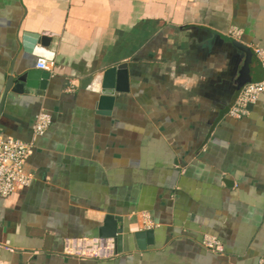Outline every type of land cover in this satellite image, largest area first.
<instances>
[{"label":"crops","instance_id":"0c3cea01","mask_svg":"<svg viewBox=\"0 0 264 264\" xmlns=\"http://www.w3.org/2000/svg\"><path fill=\"white\" fill-rule=\"evenodd\" d=\"M35 34L51 59L31 53ZM255 46L264 0H0V99L11 73L44 59L50 74L2 102L0 132L34 144L30 185L0 197V264H256L264 92L246 115L227 113L245 62L263 75ZM39 111L51 123L32 139ZM106 215L120 217V252L109 238L112 257L66 253L67 240L99 239ZM141 230L152 237L139 248Z\"/></svg>","mask_w":264,"mask_h":264},{"label":"built area","instance_id":"2783aa9c","mask_svg":"<svg viewBox=\"0 0 264 264\" xmlns=\"http://www.w3.org/2000/svg\"><path fill=\"white\" fill-rule=\"evenodd\" d=\"M230 35L236 37L238 31H229ZM253 52L262 68L263 75L259 80L246 82L240 89L227 113L234 118H240L248 113L250 104L254 103L257 97L264 92V48L255 46ZM37 68L48 69V63L39 59ZM51 123V117L44 111L35 115L32 139L42 135ZM33 141H22L18 138L5 135L0 132V197H9L17 187L29 186L32 175L25 170V162L31 154ZM66 253L74 256H91L108 258L115 255L114 244L109 238L80 239L66 243ZM200 244L214 252L222 251V244L218 238L211 235H203ZM256 264H264V257L258 259Z\"/></svg>","mask_w":264,"mask_h":264},{"label":"water","instance_id":"95a60500","mask_svg":"<svg viewBox=\"0 0 264 264\" xmlns=\"http://www.w3.org/2000/svg\"><path fill=\"white\" fill-rule=\"evenodd\" d=\"M50 42V38L44 35H32L29 47L31 48V53L35 56H44L47 59H51V54L49 50L46 49ZM250 65L245 62L241 68V74L246 82H252L255 77L252 76V71ZM117 74V67H110L104 72V83H103V95L105 98L113 96L115 75ZM50 74L48 71L42 69H35L32 71H25L17 73L16 75H11L7 78L5 89L3 95L0 99V110L2 107V102L4 95L7 90H11L16 93H22L25 89H38L44 90L49 81ZM117 221L121 222L120 217L113 215H106L103 225L98 229V236L100 238H113L115 242V252L121 251V243L123 239L122 235V225L117 227ZM136 240L137 246L141 248L145 241H150L152 237V230H141L133 233Z\"/></svg>","mask_w":264,"mask_h":264}]
</instances>
